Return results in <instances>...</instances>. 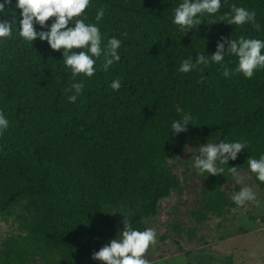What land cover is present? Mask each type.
Listing matches in <instances>:
<instances>
[{
	"label": "trees",
	"instance_id": "obj_1",
	"mask_svg": "<svg viewBox=\"0 0 264 264\" xmlns=\"http://www.w3.org/2000/svg\"><path fill=\"white\" fill-rule=\"evenodd\" d=\"M177 2L90 0L88 22L103 7L101 33L105 41L111 35L122 40L121 58L91 78L76 77L84 83L76 102L64 91L71 74L59 50L15 36L0 44V112L9 120L0 133V213L22 201L27 223L25 234L1 244L0 264H102L91 252L123 226L110 230L105 218L133 200L137 208L126 218L140 228L163 198L181 193L174 160L206 140L248 143L222 166L225 173L202 178L203 210L217 213L229 202L221 186L232 179L230 166L264 192L246 162L264 152V69L250 79L240 73L225 78L215 64L177 71L187 56L211 54L222 35L264 39V0H223L216 14L233 4L254 9L259 31L205 18L184 35L170 23ZM225 63L231 69L235 57L226 55ZM116 77L121 87L114 91L109 83ZM182 117H188L187 131L168 136L170 122ZM259 218L264 223V214Z\"/></svg>",
	"mask_w": 264,
	"mask_h": 264
},
{
	"label": "clouds",
	"instance_id": "obj_2",
	"mask_svg": "<svg viewBox=\"0 0 264 264\" xmlns=\"http://www.w3.org/2000/svg\"><path fill=\"white\" fill-rule=\"evenodd\" d=\"M222 3L223 0H178L171 9L170 23L177 26L183 35L189 30L198 29L205 18L209 19V23L218 19L229 25L251 24L257 31L260 30V25L256 22V11L241 5H231L228 12L217 18L216 14ZM89 5L90 0H0V17H3L0 18V44L15 36L31 45L36 39L46 41L51 50H59L63 67L71 74L70 89H64L65 92L71 90V94L67 96L69 102H76L84 87L83 80H77L76 77L91 78L98 68L107 71L121 58L118 49L122 40L111 35L105 41L101 33L99 25L104 17L103 7L96 9L93 17L95 22H88L85 10ZM17 9L18 15L15 11ZM9 13L11 20L7 18ZM231 37L233 36L222 35L211 54L206 51L196 52L194 58L189 55L182 59L177 71L188 73L198 70V66L215 64L222 69L221 75L225 78L240 73L245 79H250L254 71L264 69V39L245 35L234 39ZM226 55L235 57L231 69L225 63ZM98 60L101 61L99 65ZM109 87L114 91L118 90L121 87L120 78L112 79ZM189 124L188 117L173 119L168 128V136L170 132L172 136L186 132ZM8 127L9 120L0 112V133ZM247 143L246 140L234 138L206 140L198 144L191 167L197 175L223 174L225 168L222 166L229 165L230 159L236 160L241 149L247 148ZM246 162L248 172L254 175L256 181L264 184V152H260L258 156L248 155ZM227 173L235 175L238 183L243 180L235 166L228 167ZM228 198L240 207L254 201L256 194L250 186L242 184L238 191L229 193ZM122 225L118 235L116 232L107 243L91 252L90 258L102 264H149L144 254L156 243V229L133 227L124 215Z\"/></svg>",
	"mask_w": 264,
	"mask_h": 264
},
{
	"label": "rangeland",
	"instance_id": "obj_3",
	"mask_svg": "<svg viewBox=\"0 0 264 264\" xmlns=\"http://www.w3.org/2000/svg\"><path fill=\"white\" fill-rule=\"evenodd\" d=\"M196 151L189 148L174 160L181 193L163 198L158 213L140 222L141 229H156V243L147 249L144 258L149 264H264V223L259 218L264 214V192L245 171L239 170L243 180L238 183L232 175L221 189L228 195L246 184L256 199L240 207L229 199L217 213L203 210L198 191L204 176L197 175L191 167ZM126 206V211L105 218L110 230L118 228L123 215L127 217L137 208L133 200ZM176 222L180 231L174 226ZM26 225L22 201L0 213V246L11 236L25 234Z\"/></svg>",
	"mask_w": 264,
	"mask_h": 264
}]
</instances>
